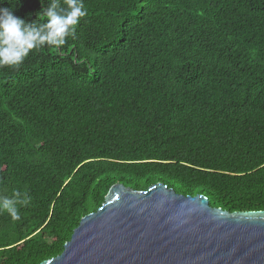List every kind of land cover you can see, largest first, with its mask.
I'll list each match as a JSON object with an SVG mask.
<instances>
[{"label":"trees","instance_id":"obj_1","mask_svg":"<svg viewBox=\"0 0 264 264\" xmlns=\"http://www.w3.org/2000/svg\"><path fill=\"white\" fill-rule=\"evenodd\" d=\"M84 3L65 45L0 67V196L27 200L0 264L59 255L115 183L264 210V0Z\"/></svg>","mask_w":264,"mask_h":264},{"label":"water","instance_id":"obj_2","mask_svg":"<svg viewBox=\"0 0 264 264\" xmlns=\"http://www.w3.org/2000/svg\"><path fill=\"white\" fill-rule=\"evenodd\" d=\"M39 264H264V210L212 207L161 181L115 183L62 252Z\"/></svg>","mask_w":264,"mask_h":264},{"label":"clouds","instance_id":"obj_3","mask_svg":"<svg viewBox=\"0 0 264 264\" xmlns=\"http://www.w3.org/2000/svg\"><path fill=\"white\" fill-rule=\"evenodd\" d=\"M7 2L8 7H0V67H18L33 50L44 46L62 47L87 15L84 0H40L36 19L28 20L15 15L19 0ZM24 195L15 191L11 197L0 196V212L19 220L17 205L27 203Z\"/></svg>","mask_w":264,"mask_h":264}]
</instances>
